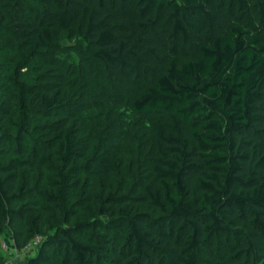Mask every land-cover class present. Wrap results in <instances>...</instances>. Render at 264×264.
Returning <instances> with one entry per match:
<instances>
[{
  "label": "trees",
  "instance_id": "1",
  "mask_svg": "<svg viewBox=\"0 0 264 264\" xmlns=\"http://www.w3.org/2000/svg\"><path fill=\"white\" fill-rule=\"evenodd\" d=\"M128 2L0 0V237L42 236L23 264H264V0ZM60 31L114 109L87 149L67 67L32 72Z\"/></svg>",
  "mask_w": 264,
  "mask_h": 264
},
{
  "label": "rangeland",
  "instance_id": "2",
  "mask_svg": "<svg viewBox=\"0 0 264 264\" xmlns=\"http://www.w3.org/2000/svg\"><path fill=\"white\" fill-rule=\"evenodd\" d=\"M132 2L133 0H129L128 5L132 6ZM127 16L130 20L132 17V11L128 10ZM59 34L61 39V47L53 53V56L57 59L54 62H50V60L40 61L39 64L41 65L38 67V72L35 71L36 68H34L32 72L34 75H36L37 73L39 74V72L41 71H47L49 73L55 74V77L58 78L59 74L58 71H55V69L59 70L60 66H64L65 68L67 67L66 74L64 75L63 79L66 81L65 95L67 98H72L77 104L83 103L84 105L82 107L83 112L85 113H83L85 117L82 118L84 119V125L82 129L84 141L82 143V146L87 149V146H89L90 142L92 143V141H95V138L98 134H108V131L111 130L112 125L110 124L109 126L108 123H112L113 121V117H111V114L113 113L114 109L110 104H108L109 95H107L106 92H103L100 88L98 89L96 87V89H92V86L89 84L88 80H92V76L94 77L95 81L97 79L99 71L98 64L91 62L90 59L85 60L84 57L80 56L78 51L74 49V41L67 37L68 35L66 31H60ZM68 52L70 58L67 55ZM1 56V59H3L5 54H2ZM72 70H74L77 75L75 74V72H72ZM85 74L90 76L88 77V80L85 79ZM72 78H77L79 80L80 86H83V88L80 89L81 92L79 95L75 94V91L72 87H69ZM77 111L80 110L77 109ZM88 135L90 140H86V136ZM128 139H126L125 137L121 138L118 150L119 156L121 154L125 156L128 151H131L133 149V142ZM110 174V171L106 168L97 169L94 174L91 175L93 178L92 181H94L93 187L99 189L106 185L108 181L107 178L110 176ZM154 185L155 183L153 184V186ZM7 234H3L0 237V240L8 245V247L4 249L6 257L5 264H23L25 258L35 255L37 250L39 249V246H34L33 248L27 250H15L14 247H12L8 243ZM111 234L112 232H110V235Z\"/></svg>",
  "mask_w": 264,
  "mask_h": 264
},
{
  "label": "built area",
  "instance_id": "3",
  "mask_svg": "<svg viewBox=\"0 0 264 264\" xmlns=\"http://www.w3.org/2000/svg\"><path fill=\"white\" fill-rule=\"evenodd\" d=\"M42 241V236L40 235H35L27 244L26 246L23 248L25 250L27 249H31L33 248L34 246H38ZM10 245L12 247H14V249L16 250L15 246L12 244V242L10 243ZM2 247L5 249L8 247V245L5 243V242H2Z\"/></svg>",
  "mask_w": 264,
  "mask_h": 264
}]
</instances>
